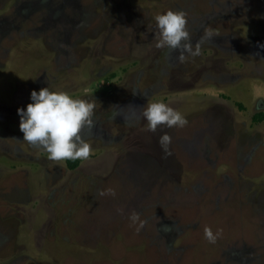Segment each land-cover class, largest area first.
<instances>
[{
    "label": "rangeland",
    "instance_id": "1",
    "mask_svg": "<svg viewBox=\"0 0 264 264\" xmlns=\"http://www.w3.org/2000/svg\"><path fill=\"white\" fill-rule=\"evenodd\" d=\"M168 11L199 56L157 47ZM261 45L264 0H0V264H264ZM46 87L93 104L74 168L19 129Z\"/></svg>",
    "mask_w": 264,
    "mask_h": 264
},
{
    "label": "clouds",
    "instance_id": "2",
    "mask_svg": "<svg viewBox=\"0 0 264 264\" xmlns=\"http://www.w3.org/2000/svg\"><path fill=\"white\" fill-rule=\"evenodd\" d=\"M155 21L160 37L157 47L166 46L179 51L181 62L185 60L186 54L192 57L200 55L201 43L198 42L193 48L183 12L168 11L157 15ZM30 100L32 102L26 108L18 109L19 129L23 133V140L43 149L52 161L87 160L92 149L81 133L85 127H94L93 104L73 99L64 92L50 91L48 87L33 90ZM141 112L147 122V129L153 133L161 126L183 128L188 123L180 112L163 102L148 103ZM159 143L167 154L171 137L165 133L160 137ZM132 219L135 220L136 217L133 216ZM205 238L210 243H215L216 236L210 228L205 229Z\"/></svg>",
    "mask_w": 264,
    "mask_h": 264
},
{
    "label": "trees",
    "instance_id": "3",
    "mask_svg": "<svg viewBox=\"0 0 264 264\" xmlns=\"http://www.w3.org/2000/svg\"><path fill=\"white\" fill-rule=\"evenodd\" d=\"M241 106V105H240ZM253 119L255 121H263L264 120V113H257L254 115ZM79 160H68V164L71 168H74L77 164H79Z\"/></svg>",
    "mask_w": 264,
    "mask_h": 264
}]
</instances>
